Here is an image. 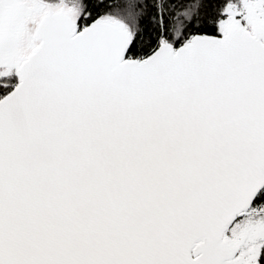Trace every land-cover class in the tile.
Masks as SVG:
<instances>
[{"label": "snow or ice", "instance_id": "1", "mask_svg": "<svg viewBox=\"0 0 264 264\" xmlns=\"http://www.w3.org/2000/svg\"><path fill=\"white\" fill-rule=\"evenodd\" d=\"M0 264H264V0H0Z\"/></svg>", "mask_w": 264, "mask_h": 264}]
</instances>
